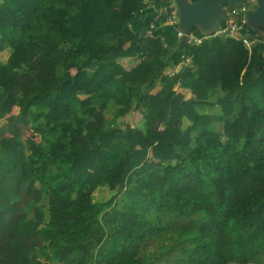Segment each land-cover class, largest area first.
I'll list each match as a JSON object with an SVG mask.
<instances>
[{
    "label": "trees",
    "instance_id": "16d2710c",
    "mask_svg": "<svg viewBox=\"0 0 264 264\" xmlns=\"http://www.w3.org/2000/svg\"><path fill=\"white\" fill-rule=\"evenodd\" d=\"M143 1L0 0V51L19 49L0 61V264L264 261V25L249 28L251 52L229 36L191 46ZM151 23L165 50L137 31ZM133 52L155 66L124 72ZM170 64L182 68L171 76ZM141 74L137 108L129 83ZM160 84L165 100L152 102ZM177 85L194 97L183 108ZM104 103L112 121L87 129ZM140 107L143 127L126 123ZM20 125L41 141H24ZM115 170L120 190L97 200ZM14 172L21 192L5 185ZM151 242L161 250L147 252Z\"/></svg>",
    "mask_w": 264,
    "mask_h": 264
},
{
    "label": "built area",
    "instance_id": "2783aa9c",
    "mask_svg": "<svg viewBox=\"0 0 264 264\" xmlns=\"http://www.w3.org/2000/svg\"><path fill=\"white\" fill-rule=\"evenodd\" d=\"M249 3L250 2L246 1L241 3L238 7L227 6L225 8L224 17L221 21V27L210 34L203 35H198L196 30L186 33L179 28V11L174 1H165L164 4L156 6L152 0H145L142 6H146L147 9L153 10L154 20L166 16L164 25H169L175 28L177 38L188 45H200L208 39H218L223 36H229L241 40L251 52L254 40L249 38L250 27L248 25V14L252 10ZM155 28V23H151L149 29L146 31V35L155 38ZM192 62L193 60L191 57H186L183 61L186 65H192ZM179 70L180 69H176L173 74H176Z\"/></svg>",
    "mask_w": 264,
    "mask_h": 264
},
{
    "label": "rangeland",
    "instance_id": "374dc122",
    "mask_svg": "<svg viewBox=\"0 0 264 264\" xmlns=\"http://www.w3.org/2000/svg\"><path fill=\"white\" fill-rule=\"evenodd\" d=\"M144 1H143V3H144ZM247 2H250L249 5H250V7L252 9L251 11H253V10H255L257 8L256 0L255 1L250 0V1H247ZM14 46L15 47H13V49H12L13 51L16 50V48H17V50H19L17 45H14ZM12 50L11 49H9V50L5 49V50L0 51V61H6L8 59V57L10 56V54L13 52ZM124 63H125V66L127 68L131 67V65L129 66V62L128 61L126 62V59H124ZM166 73L170 74L171 76L174 75L172 70H170V71H168ZM186 96L187 97H185V100L186 99L187 100L194 99V97H193V95H191V93L187 92ZM18 113H19V107H15L13 109L12 114H18ZM110 114H111V112L109 111V109H105V110H102L101 112L97 113L96 117H95V115L92 114L97 120L94 119V120L88 122V124L90 123L92 125L89 128L87 127V129H90L96 123L100 124V126H101V122H104L105 119L109 118V120H110V118H111ZM141 115L142 114H140V113H131L130 116H128L124 120H125L126 123H129L132 126L143 127L144 119H143V117H141ZM117 122L121 123V118H118ZM6 123H7V118L6 117L3 118L2 120H0V128L2 126H4ZM176 124L177 123H175L171 127H173V129H174V133L177 134V132L180 133V131H181V130L179 131L178 128L181 127L182 122H180L177 125ZM160 129L161 130L159 131V134H160V132L165 131L164 133L161 134V139H163V140L168 139V137L169 138H173L175 136V135H172V136L169 135L166 132L167 129L164 130L163 127H161ZM19 130H20V136H21V138L24 141H26V140H28L30 138L36 140L37 142L41 141L40 135L37 134V133L35 134L33 132V130L31 129V127L23 125V126L19 127ZM7 135L10 136L11 134H7ZM147 162H148V164L151 167H154V166L160 164V161L157 162L151 157L148 159ZM118 172H119V170H115L113 173L109 174V180L112 181V184H109L108 187L100 188V189H98L95 192V197L97 198V200H107L110 197H112L114 195V193H116V192H118L120 190V175H118ZM19 177H20V174L17 173V172L8 174L7 178H6V181H5V185H7L8 188H12V190H14V191H17V192L23 191L26 187H24L23 185H21L19 183V180H18ZM122 196L123 195H121L120 197H122ZM164 244H167V243L164 242ZM161 247H162V245L160 243H158V242L152 243L151 242V243L148 244L146 250L149 253L159 252L161 250ZM173 255H175V252H173L170 256H173ZM166 256H168V255H166ZM42 264H53V263L52 262H48V261H43ZM257 264H264V261L262 260L261 262H259Z\"/></svg>",
    "mask_w": 264,
    "mask_h": 264
},
{
    "label": "water",
    "instance_id": "95a60500",
    "mask_svg": "<svg viewBox=\"0 0 264 264\" xmlns=\"http://www.w3.org/2000/svg\"><path fill=\"white\" fill-rule=\"evenodd\" d=\"M174 1L179 11V28L190 33L199 29L202 34H210L221 27L225 8L238 7L250 0H166ZM257 8L248 14V25L256 32L264 25V0H256Z\"/></svg>",
    "mask_w": 264,
    "mask_h": 264
},
{
    "label": "crops",
    "instance_id": "0c3cea01",
    "mask_svg": "<svg viewBox=\"0 0 264 264\" xmlns=\"http://www.w3.org/2000/svg\"><path fill=\"white\" fill-rule=\"evenodd\" d=\"M190 1V0H189ZM117 7H120L121 3H117L116 4ZM164 26H169V25H164ZM149 28H137V31H141L142 34L144 36H147L146 35V31L148 30ZM157 29V28H155ZM154 29V30H155ZM175 29V28H174ZM197 30V29H196ZM198 31L200 32V30L198 29ZM175 32V31H174ZM158 36L155 35V38H157ZM177 37V36H176ZM159 41H158V45L157 47L162 49V50H165L166 48H168V41L165 39V37L163 35H159L158 37ZM170 44L175 41L174 37H170ZM178 39V38H177ZM179 40V39H178ZM124 59H126V62L128 61L129 62V66L131 65L130 68H127L125 66V63H124ZM143 61L144 62V66L149 70L151 68H153L155 65L153 63H151L147 58L146 56L145 57H142V58H139L138 54L136 52H133V53H130L122 58L119 59V62L123 65L124 67V72H130V70L136 66V64H138L139 62ZM134 64V65H133ZM182 66L181 65H172L170 64L167 68H166V72L172 70L173 72L176 70V69H181ZM129 69V70H128ZM167 74V73H166ZM150 80L149 76L147 74H141L135 81H132L129 83V87H130V94H131V106L133 107H139L140 105V95L141 93L143 92L144 90V85ZM176 90H177V93L176 95L173 97V103L178 106L179 108H183L184 106V102L187 100H185V97H187V92L188 93H191L190 90H187V89H184L182 87H180L179 85L176 86ZM151 94L153 96V99H152V102H163L165 100V93L163 92V86L162 84L158 85L157 87H155L152 91H151ZM191 95H193L191 93ZM191 100V99H190ZM105 109H108V104L107 103H104L103 105H101V108L96 111V112H93L92 114L97 115V113L101 112L102 110H105ZM143 108L140 107L139 109H136L135 111H133V113H140L142 114L141 117H143L144 119V116H143ZM111 118L109 120V118L105 119L104 122H101V126L100 128H103L105 126V124L108 122V121H112V114H110ZM94 117V119H96ZM93 119V120H94ZM2 120V119H1ZM97 120V119H96ZM180 122H182V125H183V121H176L175 123L179 124ZM175 123H168L166 122L162 127L164 128V130H166V132L169 134V135H174L176 133H174V129L173 127H171L172 125H174ZM176 124V125H177ZM92 124H88L87 127L89 128ZM182 125L181 127H179V131L182 129ZM20 126H23V125H20ZM26 126V125H25ZM161 130V129H160ZM34 132V131H33ZM165 131H162L160 132L159 134V137L161 139V134L164 133ZM35 133V132H34ZM178 133V132H177ZM36 134V133H35ZM172 138H169L166 139V140H163V141H170ZM150 158V157H149ZM148 158V159H149Z\"/></svg>",
    "mask_w": 264,
    "mask_h": 264
}]
</instances>
